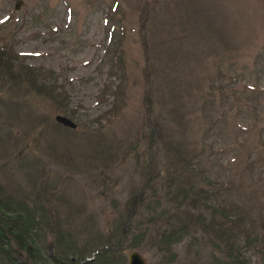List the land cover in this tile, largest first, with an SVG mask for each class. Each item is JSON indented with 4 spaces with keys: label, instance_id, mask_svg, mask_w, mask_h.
<instances>
[{
    "label": "rangeland",
    "instance_id": "obj_1",
    "mask_svg": "<svg viewBox=\"0 0 264 264\" xmlns=\"http://www.w3.org/2000/svg\"><path fill=\"white\" fill-rule=\"evenodd\" d=\"M15 4L0 0V36L9 38L15 63L31 67L53 91L52 100L0 84V179L16 196L37 213L50 210L49 219L91 258L97 235L125 217L151 162L159 177L129 222L125 241L138 246L122 245V264L132 250L148 264H212L224 251L204 237L183 238L173 255L150 240L156 231L146 218L156 200L169 206L167 159L179 152V179L195 182L206 199L223 181L221 194L264 220V0ZM57 114L76 127L56 122ZM148 118L166 132L151 148ZM32 123L37 133L28 135ZM240 253L250 264L263 261L254 248Z\"/></svg>",
    "mask_w": 264,
    "mask_h": 264
},
{
    "label": "trees",
    "instance_id": "obj_2",
    "mask_svg": "<svg viewBox=\"0 0 264 264\" xmlns=\"http://www.w3.org/2000/svg\"><path fill=\"white\" fill-rule=\"evenodd\" d=\"M141 21V27L144 29L145 14L142 15ZM145 35L143 30L144 49L147 47ZM8 40V37L0 36V84L8 82L9 88H19V93L23 96L28 90H33L38 94L49 95L53 100L51 86L47 87L45 83H41V79L31 70V67L15 63L18 56L12 52ZM26 79L32 86L25 81ZM7 117H10L9 113ZM17 117L15 116L14 120ZM210 119V122H213L210 125L211 132L215 129L213 127L215 121H212L211 116ZM148 121L149 118L147 124L149 148H151L157 137L163 141L166 132L159 125ZM36 130L37 127L33 124L28 127L26 133L34 135L37 133ZM181 159L183 155L179 152H175L174 156L167 159L165 179L171 181V184L165 189L164 195L169 208L158 207L159 203L156 200V207L159 210L156 211V209L154 214L146 218V223L154 224L156 233L150 240L157 249L163 254L173 255V245L191 236L194 240L204 237L210 244L224 251L225 257L218 259L214 256L215 261L212 264H250L249 259L240 253L246 247L254 248L258 255H263L264 220L258 218L261 224L257 223L250 215L251 212L243 205L244 203L229 200L221 194L219 191L228 185L223 181L214 182L217 184L214 186L217 187L210 190V199H206L205 193H202L203 191L195 182L179 179ZM185 162L189 163V161ZM146 167L147 175L143 187L126 202L125 217L120 218L109 233L97 235L94 247L91 249V251H96V255L85 263L122 264L124 259L122 245L138 246L135 241L133 243L125 241L129 233L131 234V223L129 222L137 213L138 208L143 205L146 190H152L154 179L159 177L157 174L154 175L151 162ZM205 203L206 208L202 210V204ZM41 210L42 213H37V209L27 203L25 196H16L15 192L0 179V264H80L86 261L89 252L78 246L73 233L63 231L54 224L52 218L49 219L50 210L44 207ZM46 229L50 231L49 239ZM139 231L141 232L138 235L143 236L145 229ZM197 233L201 236H196ZM241 241L244 244H241ZM240 244L244 247L241 248ZM45 245L49 247L46 248ZM259 264H264V256Z\"/></svg>",
    "mask_w": 264,
    "mask_h": 264
},
{
    "label": "water",
    "instance_id": "obj_3",
    "mask_svg": "<svg viewBox=\"0 0 264 264\" xmlns=\"http://www.w3.org/2000/svg\"><path fill=\"white\" fill-rule=\"evenodd\" d=\"M21 4V0H16L15 8L18 9ZM55 121L68 128H75L76 123L69 117L61 114H57L54 117ZM93 257L86 259L85 262L92 260ZM128 264H148L146 259L137 250H132L128 253Z\"/></svg>",
    "mask_w": 264,
    "mask_h": 264
}]
</instances>
